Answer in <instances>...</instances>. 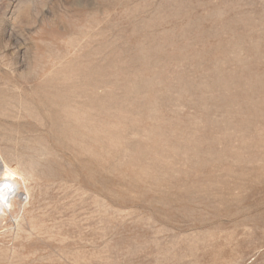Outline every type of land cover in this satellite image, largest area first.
<instances>
[{"label":"rangeland","instance_id":"obj_1","mask_svg":"<svg viewBox=\"0 0 264 264\" xmlns=\"http://www.w3.org/2000/svg\"><path fill=\"white\" fill-rule=\"evenodd\" d=\"M0 156V264H264V0H0Z\"/></svg>","mask_w":264,"mask_h":264},{"label":"bare ground","instance_id":"obj_2","mask_svg":"<svg viewBox=\"0 0 264 264\" xmlns=\"http://www.w3.org/2000/svg\"><path fill=\"white\" fill-rule=\"evenodd\" d=\"M13 179L14 173L11 169L8 168L7 164H5L0 156V197L7 192V187L5 184L12 181Z\"/></svg>","mask_w":264,"mask_h":264}]
</instances>
